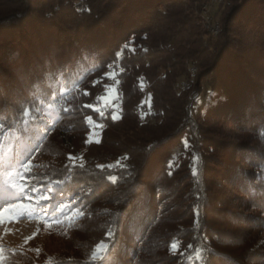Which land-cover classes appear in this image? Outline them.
Here are the masks:
<instances>
[{
  "label": "trees",
  "instance_id": "1",
  "mask_svg": "<svg viewBox=\"0 0 264 264\" xmlns=\"http://www.w3.org/2000/svg\"><path fill=\"white\" fill-rule=\"evenodd\" d=\"M209 2L0 0V170L23 172L33 155L26 181L51 194L44 218L85 221L114 193V209L101 214L102 258L31 264H126L138 247L129 243L160 220L152 203L167 195L162 177L192 179V209L174 211L151 238L166 239L161 264H264L252 234L245 251L229 246L245 233L224 239L215 220L225 205L207 190L210 181L233 184L263 214L251 226L264 231V0L213 2L216 34L201 22ZM110 83L114 108L100 99ZM224 120L247 134L236 144L224 131L212 136ZM92 121L100 136L87 142ZM40 153L55 161L35 163ZM183 223L193 228L175 227Z\"/></svg>",
  "mask_w": 264,
  "mask_h": 264
},
{
  "label": "rangeland",
  "instance_id": "2",
  "mask_svg": "<svg viewBox=\"0 0 264 264\" xmlns=\"http://www.w3.org/2000/svg\"><path fill=\"white\" fill-rule=\"evenodd\" d=\"M215 1L210 0L209 3H203L201 5V22L208 30L209 28L205 24V16H208L207 18L210 23L214 22L211 19L209 10L211 4H214L213 2ZM78 7L83 8L84 6ZM176 87L185 89L187 84L180 78ZM117 95L114 83L106 85L104 87V93L100 97L102 104L105 106H113L114 108L113 100ZM148 95L149 91L146 90L143 98L146 102ZM194 96L196 95L193 94L192 98H195ZM200 100L204 107L207 106L210 100L209 94H204ZM211 128L213 131L212 136H218V132L224 131L225 134L235 137L233 139L229 138L232 144H236L239 137L247 134L239 130L234 123H229L227 120ZM100 130L101 126L92 121L91 128L86 133L87 142L97 141L100 136ZM233 151H235V147H233ZM32 157L33 155L28 160H25V163H22L21 168L24 169L23 172L20 169L17 171L10 169L0 170V264H26V261L31 264L37 261L46 262L50 259L62 257H66L65 259H70L73 262L77 259L88 260L102 258L107 249L103 243L100 241L97 242V239L103 233L102 223L104 216L101 217V214L103 212L108 213L114 209L115 204L112 198L114 193L106 192L102 195L99 199V206L94 207L95 209L93 208V214L91 216L88 215L85 221L83 219L80 221V218H76V216L70 218L57 215L44 218L42 216L48 211L47 202L51 194L43 196L45 192L37 189L36 185L32 189H29V184L26 180L29 181L30 174L28 172H31L30 167L32 165L30 159ZM53 158L47 154L40 153L37 157H34V162L38 164V162L44 163L46 160L55 161ZM67 160L71 162L77 161L74 156H67ZM232 160L233 162H237L239 159L233 158ZM210 166L213 168L218 167L215 164ZM241 167L243 166L241 165ZM229 172L234 175L232 169ZM227 183L221 179L207 183L210 200L213 201L212 199L215 198L217 206L219 203L225 205V207H222L226 213L215 220L216 228L224 231V239L229 238L226 235L228 233L232 235L245 233L243 237L230 239L232 241L228 242L229 246H238L245 251L248 245V237L252 234L250 239L255 242L254 244L264 249L263 228L253 229L251 226L253 222L259 221V218L263 214L253 207L252 203L246 199L243 193L236 191L233 184ZM158 184L159 186L163 184L167 185L163 186V188L165 187L164 190L167 195L163 194L160 199L152 203L154 217L160 220L151 230L150 235L144 233V239L141 243H129L132 247L137 245L138 247L134 249L135 253L133 257L129 256V259L126 258V264H161V257L164 256L162 248L166 246V239H154L153 243L156 245H153L150 242L152 241L151 238L156 236L159 229L162 230L163 227L168 225L166 219H170L174 211L183 214L187 208L192 209L191 202L189 201L190 195H187L191 190L192 179L184 177L174 182V179L170 180L162 177L158 181ZM105 191L102 190L101 193ZM151 196L150 203L154 199V195L151 194ZM59 201L57 200L55 205L57 212H60L62 208V203ZM187 210L189 212V209ZM95 211L98 213L95 214ZM186 218L184 220L188 222V217ZM183 225L174 226L180 230H185V232H189L193 228L186 226L184 223ZM236 227L237 229L234 230ZM256 258H259V256Z\"/></svg>",
  "mask_w": 264,
  "mask_h": 264
},
{
  "label": "built area",
  "instance_id": "3",
  "mask_svg": "<svg viewBox=\"0 0 264 264\" xmlns=\"http://www.w3.org/2000/svg\"><path fill=\"white\" fill-rule=\"evenodd\" d=\"M208 16H205L206 26L209 28L210 32H218L219 31V25L216 22H211L207 18ZM210 19V18H209Z\"/></svg>",
  "mask_w": 264,
  "mask_h": 264
},
{
  "label": "bare ground",
  "instance_id": "4",
  "mask_svg": "<svg viewBox=\"0 0 264 264\" xmlns=\"http://www.w3.org/2000/svg\"><path fill=\"white\" fill-rule=\"evenodd\" d=\"M216 33H218V32H213V34H216ZM192 69L194 70V68H191V70H192ZM148 110H149V109H148ZM151 111H152V110H151Z\"/></svg>",
  "mask_w": 264,
  "mask_h": 264
},
{
  "label": "snow or ice",
  "instance_id": "5",
  "mask_svg": "<svg viewBox=\"0 0 264 264\" xmlns=\"http://www.w3.org/2000/svg\"><path fill=\"white\" fill-rule=\"evenodd\" d=\"M45 198H47V197H45ZM22 207H26V206H22Z\"/></svg>",
  "mask_w": 264,
  "mask_h": 264
}]
</instances>
